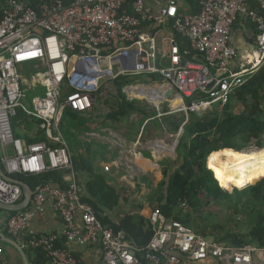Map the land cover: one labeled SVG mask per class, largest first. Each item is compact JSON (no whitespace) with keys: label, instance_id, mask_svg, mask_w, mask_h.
I'll use <instances>...</instances> for the list:
<instances>
[{"label":"built area","instance_id":"built-area-1","mask_svg":"<svg viewBox=\"0 0 264 264\" xmlns=\"http://www.w3.org/2000/svg\"><path fill=\"white\" fill-rule=\"evenodd\" d=\"M238 18L254 24L258 32L254 50L243 57L232 45ZM168 23L189 47L182 54L174 49L171 66L158 68L155 39L143 27ZM193 54L203 55L204 62L191 61ZM262 67L264 0H203L201 11L190 15L180 14L175 0L161 11H154L144 0H74L70 5L47 0L39 9L24 0H4L0 161L11 177L57 172L65 183L64 187L47 183L33 190L30 206L6 218L8 235L22 250L44 254L49 264H80L77 248L91 246L101 247L105 264H257L256 259L264 264V248L206 238L165 217L160 208L154 213L151 241L136 247L124 231L106 226L84 201L83 185L60 133L68 109L92 112L103 87L122 76L161 74L166 80L163 85L173 88L185 104L190 100L184 107L189 115L227 104ZM119 68L122 71L116 72ZM20 112L39 122L46 142L27 145L23 136L16 135L14 121ZM110 169L105 167L106 172ZM23 200L22 187L0 175V203L13 206ZM50 211L60 217L62 230L31 232L35 215L44 217Z\"/></svg>","mask_w":264,"mask_h":264},{"label":"trees","instance_id":"trees-1","mask_svg":"<svg viewBox=\"0 0 264 264\" xmlns=\"http://www.w3.org/2000/svg\"><path fill=\"white\" fill-rule=\"evenodd\" d=\"M24 1L39 9L47 0ZM64 1L70 5L74 0ZM3 2L4 0L0 7V19ZM253 8L258 9L259 6L253 4ZM144 28L145 26V31ZM189 59L204 62L205 58L201 54H193ZM165 81L161 74H145L122 76L111 82L112 85H105L103 94L104 90L109 92L114 105L118 106V110L113 111L109 119L120 121L138 114L142 117L138 125L142 126L147 120L157 118L159 112L156 109L147 108L143 100L129 101L123 89L130 85L163 84ZM103 94H99L98 101L110 105L109 99ZM161 100V97L154 99L155 103ZM186 104L189 105L190 100ZM239 106L243 108L241 112H237ZM167 112L168 108L164 107L163 113ZM95 119L94 114H80L69 109L65 112L61 128L72 151L78 146L73 139L77 138V134L89 132ZM162 120L173 134L183 129L178 147L181 164L176 167L178 162L160 163L163 178L155 196L158 208L164 216L190 226L206 238L218 242L238 247L254 245L264 248V175L254 178L249 186L241 187L232 178V170L224 167L225 162L236 161L234 156L228 154L230 152L235 154L251 148H264V67L240 87L227 104L214 105L202 117L197 113H189V117L184 114L166 115ZM22 123L25 125L22 126ZM38 124V121H29L20 112L15 118L14 130L16 135L24 137L27 145L46 142V136L38 130ZM34 132L36 135L31 136ZM51 146L57 147L52 144ZM72 160L76 170L82 169L90 174L91 179L87 185L89 197L84 201L94 208L98 218L116 232L125 231L138 247H145L151 241L153 231H145L144 222L134 223L133 217H128L119 226L110 224L103 217L102 208H112L113 202L116 205L117 193L105 184L103 176L94 173V169L87 164V159L82 154ZM16 178L24 181L32 190L47 183L63 187L65 185L62 175L57 172L36 177L18 175ZM212 203L232 211L238 232L227 230V226L215 220L217 214L210 211ZM35 253L38 258L44 257L41 252Z\"/></svg>","mask_w":264,"mask_h":264},{"label":"crops","instance_id":"crops-1","mask_svg":"<svg viewBox=\"0 0 264 264\" xmlns=\"http://www.w3.org/2000/svg\"><path fill=\"white\" fill-rule=\"evenodd\" d=\"M2 1L0 0V7ZM144 1L154 11H161L169 6L171 0ZM175 1L180 14L190 15L198 14L201 11L203 0ZM129 12L132 13L131 7ZM144 29L155 39L156 66L158 68L171 66L174 49L177 48L182 54L189 47L187 40L174 32L171 23L145 25ZM257 35L258 32L254 24L246 23L238 18L234 27L232 45L240 57L254 50ZM109 84L112 85L107 83L106 87ZM135 90L145 96L142 94V96L134 95ZM157 90H160L161 95L155 94ZM169 90L170 87L165 84L160 86L137 84L123 89V93L129 101L143 100L146 102L147 108L156 109L159 112L157 118L147 120L142 126L138 125V121L142 119L138 114L120 121H112L109 119V115L113 111H117L118 106L114 103L106 105L102 101L101 103L98 101L99 103L92 112L84 113L94 114L96 119L95 123L90 125L91 130L89 132L75 133L78 135L76 140L73 139L74 143L76 142L78 145L75 151L71 150L70 143L60 126V133L71 157H79L82 154L87 159V164L94 169V173L103 176L105 184L117 193L118 203L115 205L113 202L112 208L104 206L102 208L103 217L110 224L119 226L128 217H133L134 223L142 224L144 222L145 231H153V226L156 223L154 213L159 207L155 192L158 190L160 180L163 177V169L160 163H176L179 160L178 147L183 134V129H180L177 134L170 132L162 119L166 115L179 116L184 114L189 117L184 112L185 102L176 92L167 98L166 94ZM104 92L103 94L101 91L104 96H110L109 92L106 90ZM159 95L162 101L153 102L152 99ZM164 107H167L169 112L163 113ZM51 144L58 146L56 143ZM105 167H110V172H106ZM77 172L84 188V199L88 198L87 185L91 179L90 174L82 169L77 170ZM8 215V212L0 210V248L3 250V258L0 260V264H49L45 256L38 258L35 252L22 250L20 245L8 235L5 228V220ZM61 230L60 217L51 211L44 217L35 215L30 225V231L37 234L59 233ZM126 235L128 240L138 247L127 233ZM77 250L80 264H105L100 246L78 247ZM255 261L257 264H263L259 259ZM200 264L223 263L209 261Z\"/></svg>","mask_w":264,"mask_h":264},{"label":"bare ground","instance_id":"bare-ground-1","mask_svg":"<svg viewBox=\"0 0 264 264\" xmlns=\"http://www.w3.org/2000/svg\"><path fill=\"white\" fill-rule=\"evenodd\" d=\"M155 94H160V90L155 91ZM159 97L161 96H158L157 99ZM154 99H152L153 102H155ZM234 155L237 160L226 162L225 166L235 173V177L239 179L242 185H248L254 178L264 175V148L252 152H237Z\"/></svg>","mask_w":264,"mask_h":264},{"label":"water","instance_id":"water-1","mask_svg":"<svg viewBox=\"0 0 264 264\" xmlns=\"http://www.w3.org/2000/svg\"><path fill=\"white\" fill-rule=\"evenodd\" d=\"M129 69H134L133 66H130ZM122 71L121 68H119L116 72H120ZM175 90L173 88H171L166 96L167 98H170L173 94H174ZM198 116L202 117L204 115V113H197ZM0 175L2 176V178L8 182L17 184L19 186L22 187L23 192H24V200L22 203L18 204V205H13V206H9V205H4L0 203V210L6 211L8 213H12V212H18V211H22L26 208H28L32 202V198L34 195V191L22 180L16 178V177H11L9 176L5 171L4 168L0 162ZM7 239V238H5Z\"/></svg>","mask_w":264,"mask_h":264},{"label":"rangeland","instance_id":"rangeland-1","mask_svg":"<svg viewBox=\"0 0 264 264\" xmlns=\"http://www.w3.org/2000/svg\"><path fill=\"white\" fill-rule=\"evenodd\" d=\"M151 85H161L160 83H154V84H151ZM133 94L134 95H139V96H145L144 94H142V93H140V92H136V90H135V92H133ZM142 94V95H141ZM107 97V96H106ZM107 99H109V101H110V103H112L113 104V98H112V96L110 95V96H108L107 97ZM162 101V100H161ZM175 103V102H174ZM167 107H168V105H166ZM243 110V108L241 107V106H239L238 108H237V112H241ZM209 111V110H208ZM208 111H206V112H204V114H207V112ZM180 116V115H179ZM171 142V141H170ZM172 144V143H171ZM255 150H258V149H256V148H251V149H248V150H246L247 152H252V151H255ZM229 155H232V156H234L235 157V155H234V153H228ZM236 158V157H235ZM235 160H237V159H235ZM178 163H176V167H178L181 163L179 162V160L177 161ZM227 162H233L232 160H230V161H227ZM226 163V162H225ZM225 163H224V167H226L225 166ZM227 168V167H226ZM233 172V171H232ZM260 177H262V176H260ZM163 178V177H162ZM232 178L234 179V180H236L237 181V184L239 185V186H241V187H247V186H249L250 184H248V185H242L240 182H239V179L238 178H236L235 177V173L233 172V175H232ZM251 183V182H250ZM233 189H235V188H232V190ZM148 193V192H147ZM209 211V210H208ZM211 212H213V213H215V215L217 214V219L215 218V220L216 221H218L219 223H222V224H224L225 226H227V230H236L237 232H238V228H236L235 226H236V224H235V222H234V218H233V216H232V211H230V210H227V209H224V208H221V207H218L217 205H215V204H213L212 203V205H211V210H210ZM236 228V229H235Z\"/></svg>","mask_w":264,"mask_h":264}]
</instances>
